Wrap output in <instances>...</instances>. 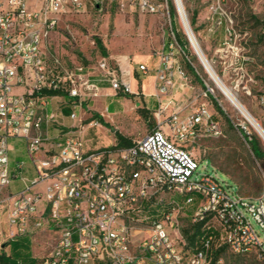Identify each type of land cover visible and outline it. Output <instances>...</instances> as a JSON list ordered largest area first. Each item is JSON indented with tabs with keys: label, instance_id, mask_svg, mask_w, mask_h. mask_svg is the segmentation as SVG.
I'll list each match as a JSON object with an SVG mask.
<instances>
[{
	"label": "built area",
	"instance_id": "built-area-1",
	"mask_svg": "<svg viewBox=\"0 0 264 264\" xmlns=\"http://www.w3.org/2000/svg\"><path fill=\"white\" fill-rule=\"evenodd\" d=\"M224 1L210 6V31L222 24L215 16ZM87 2L0 0V249L11 250L18 238L46 230L56 239L41 264H211L223 247L235 255L255 253L264 262V238L253 225L254 220L264 235V197H243L214 175L197 178L199 161L185 145L223 132L207 92L202 102L189 100L186 108L192 110L181 116L175 93L185 96L190 78L176 53L193 64L177 42L171 0L91 2L98 9L107 3L130 7L170 24L172 42L159 53L153 131L129 148L92 150L82 135L85 126L59 129L50 100L66 96L43 91L67 93L74 110L70 118L77 120L82 90L60 77L46 45L61 17L84 12ZM139 71L148 73L145 65ZM107 81L115 91L131 92L129 82ZM13 140L25 144L29 162L12 156L20 154ZM160 206L168 208L150 217V210ZM186 219L189 227L203 224L195 247L184 234Z\"/></svg>",
	"mask_w": 264,
	"mask_h": 264
},
{
	"label": "rangeland",
	"instance_id": "rangeland-1",
	"mask_svg": "<svg viewBox=\"0 0 264 264\" xmlns=\"http://www.w3.org/2000/svg\"><path fill=\"white\" fill-rule=\"evenodd\" d=\"M91 2L92 0H88L84 12H71L61 17L58 28L47 41L46 51L52 64L57 60L60 77L72 79L78 89L82 90L79 99L86 115L82 135L86 145L98 150L113 147L115 134L111 128L104 125L87 126L93 115L97 114L95 109L108 108L109 113L114 114L110 126L133 142L144 139L156 127V98L153 92H148L153 89L152 77H148L144 83V88L148 90L145 93L141 85L139 88L131 87L128 94L135 96L124 99L123 106L115 97L118 91L113 90L107 80L112 77L121 84L131 82V75L125 76L124 81L120 70L121 67L126 69L128 65L133 67V76L138 82L147 77L136 69L141 64L146 65L148 56L152 59L159 57L160 52L168 49L172 38L170 24L157 16L142 14L130 7L122 10L116 4L110 3L98 9ZM214 2L217 0H182L190 25L194 12H198L197 23L194 27L191 25V28L208 63L224 85L264 128V0L224 1L215 16V22L222 21V24H214L210 31L212 25L208 23L207 17ZM170 3L175 9L173 24L182 35L183 41L188 43L186 52L199 78L195 79L189 74L188 62L184 56L176 53V57L190 76L189 100L198 97L202 102V95L207 92L206 100L211 105L223 132L219 138L203 137L196 142H186L187 149L199 161L197 178H201V175H214L221 182L227 183L234 193L243 197H264V160L254 157L241 130L249 136L256 135L263 150L264 143L210 80L183 31L174 1L171 0ZM96 38L102 40L107 57L98 49ZM103 64L107 65L106 70L101 68ZM91 78H96L99 84H110V88H88ZM55 102L53 100V103ZM215 103L223 113L218 111ZM142 110L146 113H142ZM187 110L191 111L192 108L188 107ZM71 112L74 110L71 109L63 115L69 128L78 124V120L70 118ZM75 112L78 116L81 115L79 109ZM11 144L16 151H20V154L15 152L12 156L17 160L30 161L23 142L13 140ZM164 208L168 207L151 209L149 216L155 218L158 209L163 211ZM184 223L185 227L189 228L187 219ZM253 225L264 238L254 220ZM55 239V235L46 230L18 238L17 243H14L15 251L19 253L16 264H41L43 258L51 252ZM10 251L3 247L0 249V255L9 254ZM220 260L221 264H264L255 253L235 255L228 249Z\"/></svg>",
	"mask_w": 264,
	"mask_h": 264
},
{
	"label": "trees",
	"instance_id": "trees-1",
	"mask_svg": "<svg viewBox=\"0 0 264 264\" xmlns=\"http://www.w3.org/2000/svg\"><path fill=\"white\" fill-rule=\"evenodd\" d=\"M170 8H171L172 16H173V14H175V9L173 7V4H171V3H170ZM197 17H198V12H194L193 17L191 19V25L193 27L197 23ZM173 29L176 31V39H177V42H178L179 46L186 51V46H187L188 43L183 41L182 35L179 32H177V28H176V26L174 24H173ZM96 45H97L98 49L100 50L101 54L104 57H107V50H106V48H105V46H104V44H103L101 39L96 38ZM187 65H188V69H189V74H191L195 79H199L198 75H197V73L195 71V68L193 67V65H191L190 63H188ZM90 83L94 84V85H96V86H98L100 88H108V87H110V84H108V83H104V84L100 83L99 84L98 80L96 78H91ZM42 94L43 95L52 96V97H56V96H66L67 97V93H65L63 91H47V90H45V91H43ZM134 96L135 95H130L128 93H124L122 91H118V93L116 95V98L117 99H123V98L130 99L131 97H134ZM215 105H216V108H218V111L220 113H223V111L218 106V104L215 103ZM141 112L142 113H144V112L146 113V111H143V110ZM92 121H96V122H98L101 125H104V126H106L108 128H111V130L115 134V138H116V145L114 147L119 148V149H124V148H129V147L133 146V140L132 139H129V138L123 136L119 131H117L113 127H111L109 123L105 122L103 117H101L100 115H98V114L93 115V118H92L91 122ZM241 133H242L243 137L245 138L246 142L249 144L254 157L257 160H264V150L262 148L260 139L256 135H250L249 136L245 132H243L242 130H241ZM202 225L203 224H197V225H194V226H191V227L185 229L184 234H185V236H186V238L188 240L189 246H192V247L196 246L197 239L199 237H201L202 234H203L202 231H201L202 230L201 229ZM17 240H15L12 243L11 251H10L9 254L2 253L0 255V264H16V257H17V255L19 253L17 251H15L14 243H17ZM226 250L227 249L225 247H223V248L217 250L216 252H214L213 261H212L211 264H216L217 261H219L220 258L222 257V255L225 253ZM32 263H35V262H32Z\"/></svg>",
	"mask_w": 264,
	"mask_h": 264
},
{
	"label": "crops",
	"instance_id": "crops-1",
	"mask_svg": "<svg viewBox=\"0 0 264 264\" xmlns=\"http://www.w3.org/2000/svg\"><path fill=\"white\" fill-rule=\"evenodd\" d=\"M168 51V50H167ZM179 60V59H178ZM181 62V61H180ZM146 67L148 69V73L147 74H143L142 72L139 71V67L136 69L138 73H140L141 75H144V76H147L145 78H142L139 82L135 79V77L133 76V71L134 69H132L133 67L131 65H128V67H126V69H122L121 67V71L123 73V80H125V76H130L131 75V82H129L131 84V87L133 88H139V85H141V88H142V91L145 93L147 92L148 90L144 88V83L146 82V79L148 77H152V82H153V89L151 91H148L149 93L150 92H153L154 94H156V91H155V80H156V73H157V70L159 69V67L161 66V63H160V59L159 57L155 58V59H152L150 56L147 57L146 61ZM142 65V64H141ZM125 73V74H124ZM141 82V84H140ZM110 88V87H108ZM108 88H103L104 90L108 89ZM184 93V92H183ZM183 93L181 92H177L175 93V98L176 100H178L180 103H181V108L180 110L181 111V116H185L187 113H189L190 111L187 110V105H188V102H189V99H190V93L188 91V89L185 91V96L183 95ZM134 95V94H133ZM116 97V96H115ZM156 98V97H155ZM126 99V98H123V99H118L117 102L122 104H124L123 100ZM53 100L56 101L55 103H53ZM70 98L66 97L65 99H61V98H52L50 100V111H53V112H58L60 115H62V117H60L59 115V124H58V127L60 130L62 131H65L67 129H70V128H80L82 125H83V120H84V116L85 113H83V109L80 110L81 112V115L78 116V124L76 125H72L70 128L68 127V123L65 122V119L63 118V115L70 111L71 110V107L69 105L70 103ZM158 106V102H157V98H156V105L155 107ZM95 112H97L98 115H100L101 117H103L104 121L111 124V122L113 121V118H114V114H110L109 111H108V108L106 110H98V109H95ZM73 112H71L72 114ZM70 114V115H71ZM116 114V113H115ZM93 122V121H92ZM91 123V121H90ZM88 127L89 124L87 125ZM98 126L100 127L101 124H98ZM56 133V132H55ZM116 145V138L114 139V145ZM86 147L88 149H92V150H95L94 148L86 145Z\"/></svg>",
	"mask_w": 264,
	"mask_h": 264
},
{
	"label": "bare ground",
	"instance_id": "bare-ground-1",
	"mask_svg": "<svg viewBox=\"0 0 264 264\" xmlns=\"http://www.w3.org/2000/svg\"><path fill=\"white\" fill-rule=\"evenodd\" d=\"M176 1L179 6L182 17L181 25L183 27V30L188 36L195 53L199 55L201 63L204 66L206 72L208 73L210 80L215 84L216 88L222 92V94L227 98L231 105L245 118L246 122L255 130V132L259 135V137L264 143V128L247 110V108L235 97V95L224 85L217 73L212 69L207 59L205 58V55L203 54L198 42L194 37V33L189 23V20H187L185 17V15H187L186 12H183L182 7L180 5V1Z\"/></svg>",
	"mask_w": 264,
	"mask_h": 264
},
{
	"label": "water",
	"instance_id": "water-1",
	"mask_svg": "<svg viewBox=\"0 0 264 264\" xmlns=\"http://www.w3.org/2000/svg\"><path fill=\"white\" fill-rule=\"evenodd\" d=\"M197 56H198L199 60L201 61V59H200L199 55H197Z\"/></svg>",
	"mask_w": 264,
	"mask_h": 264
}]
</instances>
